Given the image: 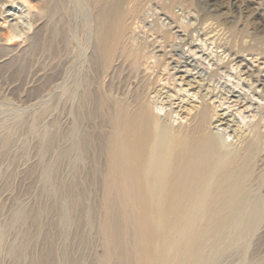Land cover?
<instances>
[{
    "label": "rangeland",
    "instance_id": "rangeland-1",
    "mask_svg": "<svg viewBox=\"0 0 264 264\" xmlns=\"http://www.w3.org/2000/svg\"><path fill=\"white\" fill-rule=\"evenodd\" d=\"M46 1L49 0L4 2L0 22L7 17L8 30L19 27L20 32L13 40L15 44L22 48L30 46V38L37 29L30 17V5ZM57 1L61 4L60 11L53 20L45 22L41 33L48 37L57 26L68 41L65 43L59 38L58 50H37L22 68L0 71V229L19 206L27 216L25 222L6 231L1 241L0 264H31L39 254L51 251L55 254L56 245L66 251L61 257L65 264H103L106 259L110 264H264V163L250 169L252 181L257 180L262 189H258L251 203L222 209L221 217L226 220L219 228L214 225L217 233L214 231L210 242L201 246L198 260L189 257L187 246L192 239L201 241V229L209 223L207 218L197 216L191 225L187 219L177 218L180 213L186 215L185 209H170V216L164 220L153 206L147 210L117 206L113 211L120 227L119 240L108 255L109 237L104 224L109 211L99 202L102 193L95 198L99 204L94 205L92 224L87 222L79 199L78 210L73 212V220L65 233L58 224L59 195L66 192L70 196L78 195V161H74L73 154L60 162L58 177L64 182L58 183L56 193L47 192L41 179L43 162L55 160L58 151L69 145L66 136L74 134L78 119V75L87 70L82 60L91 53L96 32L110 14L113 34L123 33L124 51L133 62L138 61L142 72L153 80L154 88L168 92L159 97L155 91L148 98L161 114L172 111L171 121L175 125L189 122L195 112L192 105L199 101L198 96L191 97L198 89H190L180 78L184 72L172 69L180 60L179 54L196 48L188 44L190 41L206 50L207 60L197 68L199 73L195 77L218 95L212 103L219 105L221 99L231 98L236 112L247 116L246 121H256L260 115L258 109H253L243 95L252 92L249 84L255 78L264 82V0ZM153 49L160 51L154 55ZM214 63H223L225 68L220 69L221 77L210 80V71L217 67ZM122 69L123 84L131 89L136 87L137 83ZM180 69L187 67L183 65ZM36 74L45 78L35 83ZM110 83H101V86L105 88ZM227 84V88L236 86L241 96L238 97L239 92L234 97L227 94ZM261 88L258 89L262 91ZM251 92L248 94L253 93L254 102L264 103L259 94ZM244 122L243 126L247 123ZM223 128L220 126L215 131L223 134L220 139L226 137L224 146L232 147L237 138L233 132L223 133ZM48 132L49 149L42 158L39 147L43 144L42 134ZM165 223L167 226L163 227ZM11 243L17 244L14 245L17 251L21 250L17 256L7 251Z\"/></svg>",
    "mask_w": 264,
    "mask_h": 264
},
{
    "label": "bare ground",
    "instance_id": "bare-ground-1",
    "mask_svg": "<svg viewBox=\"0 0 264 264\" xmlns=\"http://www.w3.org/2000/svg\"><path fill=\"white\" fill-rule=\"evenodd\" d=\"M6 1L0 0V15L4 13L2 5ZM30 8V17L37 29L30 38L28 48H22L13 41L18 35V26L9 27L8 30L7 17L0 22V71L22 68L37 50H58L59 38L65 43L68 41L62 29L57 26L48 37L41 33L45 22L53 20L59 13L60 2L49 0L41 5L31 4ZM112 24L110 14L96 32L91 53L85 57L82 55L84 53L81 54L84 59H80L87 65V70L78 75V124L75 125L74 134L66 136L69 145L58 151L55 160L43 162L42 182L47 192L56 193L59 188L57 185H60L58 183L64 182L58 177L60 162L73 154L74 161H78L79 197L74 193L70 196L67 192L59 195V201L56 202L59 210L58 224L65 233L73 220V212L78 210V199L83 204L87 222L92 224L93 209L99 204L95 198L98 199V194L102 193L103 196L98 201L109 211L104 224L105 233L109 237L108 255L112 254L114 244L119 240L117 231L120 227L113 211L117 206L129 205L144 210L153 206L164 220L170 216V209H185L186 215L180 213L177 218L187 219V224L191 225L197 216L207 218L209 223L201 229V241L192 239L188 244L190 247L187 246L189 257L198 260L201 246L210 242L213 232L226 220L221 217L224 214L222 209L249 204L258 189H262L257 180L252 181L251 167H261L264 163V103L254 102L252 92L264 99V82L255 78L249 84L252 86V94L245 90L247 92L243 95V99L251 102V105L257 104V107L250 105L253 109H258L260 114L254 122L246 121L247 116L233 109L231 98H223L224 101L221 99L219 105L212 103L218 95L200 84L195 77L199 73L197 68L207 60V57L204 58L206 50L190 41L188 44L196 48L179 54L180 60L172 69L184 72L180 78L190 89H198L191 97L198 96L199 101L197 105H192L195 112L189 122L175 125L171 121L172 111L161 114L162 111L158 112L155 103L148 98L155 91L161 97L165 91L163 88H154L153 80L142 72L138 61L131 60L123 49V33L113 34ZM154 49L151 50L154 55L160 51ZM223 63L215 64L217 67H213L209 73L210 80L221 77L220 69L225 68ZM183 65L187 67L186 70L180 69ZM120 69L126 70L132 81L137 83L136 87L131 89L123 84L125 78H122L121 73L124 71L120 73ZM235 74L238 75L239 72ZM248 75L252 78L251 74ZM173 76L175 77L174 74ZM44 78L45 75L36 74L34 82L39 83ZM107 82H111L109 86L106 84L108 87L101 86V83ZM228 85L225 86L226 93H230L231 97L237 96L239 89L236 86L227 88ZM261 86L262 91L258 89ZM165 93L168 95V92ZM240 96L241 93L238 97ZM169 97L173 96L169 94ZM243 122L245 126L242 125ZM220 126H224L223 133L235 134V145L229 148L224 146L226 137L220 139L219 136L223 134L218 135L219 131H215ZM49 136V132L42 134L43 144L39 147L42 158L49 149ZM257 201L255 202L259 204ZM26 219L23 208L17 207L11 219L0 229V253L1 241L6 231ZM165 224L163 227L167 226ZM214 225L218 227L215 228ZM14 245L11 243L7 251L17 256V252L21 250L18 248L17 251ZM55 247V254L52 251L46 255L39 254L31 264H65L61 257L66 251L59 249L60 246ZM103 264L110 262L106 259Z\"/></svg>",
    "mask_w": 264,
    "mask_h": 264
}]
</instances>
